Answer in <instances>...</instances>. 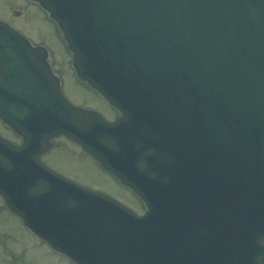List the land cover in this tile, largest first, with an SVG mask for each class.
<instances>
[{
	"label": "water",
	"instance_id": "obj_1",
	"mask_svg": "<svg viewBox=\"0 0 264 264\" xmlns=\"http://www.w3.org/2000/svg\"><path fill=\"white\" fill-rule=\"evenodd\" d=\"M33 1L123 116L68 102L48 51L0 21V114L25 141L0 137L7 206L77 264H264V0ZM60 135L144 215L46 166Z\"/></svg>",
	"mask_w": 264,
	"mask_h": 264
},
{
	"label": "rangeland",
	"instance_id": "obj_2",
	"mask_svg": "<svg viewBox=\"0 0 264 264\" xmlns=\"http://www.w3.org/2000/svg\"><path fill=\"white\" fill-rule=\"evenodd\" d=\"M27 2L26 0H0V17L8 19V16H11L9 20L15 25L27 24L30 30L27 34L37 43L42 41L36 40L37 37L46 39L44 44L50 51L52 67L58 75H62L64 93L70 102L76 105L91 104L92 108L111 117L112 112L109 111L107 102L89 89L83 90L78 83L81 81L75 75L73 58L68 53L60 30L48 20L49 17L38 5ZM2 134L15 140L17 144L21 143L20 139H13L9 131H2ZM53 140L48 150L51 154L44 158L52 167L88 188L109 194L137 214L142 215L145 212L146 207L140 198L105 172L100 164L82 151L76 143L64 136ZM0 264L73 263L33 236L21 218L11 212L0 197Z\"/></svg>",
	"mask_w": 264,
	"mask_h": 264
},
{
	"label": "flooded vegetation",
	"instance_id": "obj_3",
	"mask_svg": "<svg viewBox=\"0 0 264 264\" xmlns=\"http://www.w3.org/2000/svg\"><path fill=\"white\" fill-rule=\"evenodd\" d=\"M11 16H8V19L10 18ZM9 21V23L11 24V25H13V26H15V27H17V28H19V30L28 38V39H30L32 42H33V44H35V45H42V44H40V43H43V42H46V39L45 38H35V37H33V38H35L36 40H42L41 42H39V43H37V42H35L33 39H32V37L30 36V35H28L27 33L29 32L30 33V30H29V28H28V25L26 24H24V23H22V24H19V25H15L13 22H11V20H8ZM51 64L53 65V63L51 62ZM2 83L3 82H0V107L2 106V100H3V97H4V95H3V88H2ZM62 83V89H64V82H61ZM79 84H80V86L83 88V90H87V89H89L91 92H93L95 95H97L98 96V94L95 92V91H93L92 89H90L89 88V86L86 84V83H84V82H78ZM84 104V105H83ZM80 106H83V107H87V108H89L90 106H92L91 104H85V103H81L80 104ZM109 106V111H111L112 112V114H111V117H109L108 116V119L109 120H111V121H115V120H117L120 116H121V112H120V110L118 109V108H116V107H114V106H111V105H108ZM2 131H9L10 133H11V136H12V138L13 139H20V141H22V139L18 136V134L15 132V130L1 117V115H0V135L1 136H3V137H5L3 134H2ZM5 138H7V137H5ZM7 139H9V140H11V141H15V140H12L10 137H8ZM54 141V140H53ZM83 151V150H82ZM82 153H84V152H82ZM51 153H48V151L46 152V153H44L43 155H42V158H43V160L44 161H46L47 163H48V161L47 160H45L44 158H46V156L48 157L49 155H50ZM58 154H60V153H58ZM80 155V154H79ZM82 155V154H81ZM90 156V155H89ZM54 160H56L55 159V156H54ZM49 164V163H48ZM50 165V164H49ZM55 168V167H54Z\"/></svg>",
	"mask_w": 264,
	"mask_h": 264
}]
</instances>
